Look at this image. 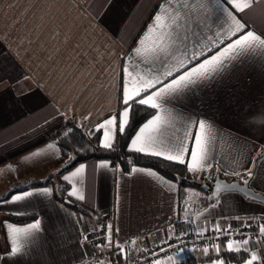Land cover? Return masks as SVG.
I'll return each mask as SVG.
<instances>
[{
  "label": "crops",
  "instance_id": "crops-1",
  "mask_svg": "<svg viewBox=\"0 0 264 264\" xmlns=\"http://www.w3.org/2000/svg\"><path fill=\"white\" fill-rule=\"evenodd\" d=\"M112 2L113 7L105 14L94 15L103 12L104 0H0V75L26 78L21 79L18 90L37 93L47 101L48 108L41 116L51 113L57 116L53 130L40 140L13 146L9 139L6 145H0L6 148V153L0 155V198L15 189H39L42 186L36 185L49 181L56 172L58 153L55 148L48 149L47 142L61 131L65 120L72 118L84 124L89 135L98 123L117 114L122 108V102L118 101L121 63L128 61L132 48L142 47L138 36L147 30L155 14H159L161 23L172 31V40L180 49L197 43L207 44L208 37L214 35L226 19L215 0ZM237 2L244 7L250 0ZM159 4H165L167 10H159ZM232 10L238 18L256 19L257 30L264 31V24L259 19L264 16V0H255L252 9L245 8L248 16ZM150 45L151 40L146 41L145 46ZM134 63L130 61L128 66L133 68ZM147 67L141 65L139 70H134L133 77L146 75ZM231 71L230 80L205 93L203 106L196 98L191 108L197 115L214 118L221 125L228 126L218 134L215 128L206 124L202 133L209 155L215 156V162L228 171L247 163L253 145L259 148L264 144V49L257 46L246 54L243 64H237ZM6 88V83L0 85V91ZM17 115L11 106H7L0 109V122L14 121ZM161 116L163 127L159 139H182L192 127L185 123L186 117L178 109L162 112ZM228 128L236 131L228 134ZM109 130L106 127L97 131L100 132V139H103V132ZM14 131V128L8 129V133ZM236 132L240 133V139L248 141L247 150L238 148L233 142ZM43 141L46 142L39 145ZM33 151H40L42 155L25 162L24 157L30 156ZM36 160L42 163L37 166ZM101 161L85 163L86 174L95 175L92 166ZM76 167L64 175H70ZM15 168L19 171H13ZM203 173L209 174L208 170ZM199 174H195L196 181ZM211 174L222 179L229 178L215 169ZM113 175L121 185L119 189L113 183ZM60 179L63 180L62 176ZM82 179L72 178L78 193L86 196V201L77 202L90 210L88 215H83L84 220L80 224L75 223L70 215L62 213L54 202L44 198H29V202L0 208V221L6 216L24 219L27 221L24 224L11 222L14 227L23 229L38 218L45 229L34 239L18 241L20 252L13 257L9 255L11 241L6 238L4 226L0 224L2 264H108L109 259L117 264H146L153 258L144 249L157 251V244L163 246L164 229L170 223H174L170 234L183 233L184 243L181 247L168 250L167 255L164 252L158 258L160 264H211L210 258L224 251L239 250L248 254L243 264L264 260V236L259 232V228L264 226V204L261 202L244 205L239 209V219H236V208L224 204L213 206L220 196L214 198L203 189H199L203 195L195 193L199 190L194 187L190 188L194 191L179 190L175 182L159 173L152 177L143 173L125 174L121 179L120 171L113 173L109 170L106 179L99 183L93 180L87 186L80 182ZM54 184L47 186L54 189ZM68 187L70 190L72 186ZM252 190L264 197V192L258 188ZM118 191L122 193V213L114 206ZM54 201L57 200L54 198ZM97 204L106 215H98ZM9 208H23L27 214L12 215L6 211ZM66 210L80 214L68 206ZM230 216L233 218H225ZM105 220L121 228L119 239L125 241V255L119 260L117 256L120 254L113 253L111 249L107 250L109 254L103 255L102 260H98L101 251L81 239L83 232L91 233L93 227H99ZM216 223L223 226L232 224L237 228L242 223L251 224V227L244 228L248 243L231 239L235 234L217 238L213 231ZM199 232H203L204 237L198 236ZM133 240L136 242L133 243ZM229 241L233 242L231 251L227 247ZM216 244L222 245L219 253ZM204 246L209 248L207 255ZM140 253L144 257L142 263ZM253 255L256 257L254 261ZM168 256L174 259H168Z\"/></svg>",
  "mask_w": 264,
  "mask_h": 264
},
{
  "label": "snow or ice",
  "instance_id": "snow-or-ice-1",
  "mask_svg": "<svg viewBox=\"0 0 264 264\" xmlns=\"http://www.w3.org/2000/svg\"><path fill=\"white\" fill-rule=\"evenodd\" d=\"M215 4L220 6V11L226 18L224 25L214 35L208 37L209 42L207 44L201 45L197 43L184 49H180L175 44V41L172 40L173 33L161 23V16L159 14L154 15L152 22L147 26V30L138 36V43L142 47L132 48L128 55V61H122L121 63L118 101L122 102V108L118 110L116 115L102 123H98L95 126V130L90 131L89 135L94 136L95 132L102 131L106 127L110 130L103 132V139H98V147H93L88 141H82L77 144L75 149L68 153V161L63 167L66 168L79 155H86L89 149L93 152L99 149L114 150L118 144L116 137L127 134L128 128L131 127L132 116L136 111V106L142 105L155 110V113L131 138L130 144L127 146V150L130 153L142 154L164 165H183L188 173H201L200 179L204 180L213 178L211 175L213 169L223 173L225 177L238 178L243 186L236 182H222L219 177H216L212 193L214 196L221 197L214 202L213 206L224 204L236 208L238 210L235 214L236 219H239V209L243 208L244 205L255 201H260L261 204H264L260 195L252 190L256 187L260 192H264V163H261L264 161V144L259 145V148L253 145L252 151L248 153L247 163L228 171L215 162V156L209 155L205 137L202 135L206 124L215 128L218 134L228 126L221 125L214 118L200 116L191 111L196 98H199L200 104L203 106L205 93L208 90L222 86L225 80L231 79V70L237 64L244 63L247 53L254 51L257 46L264 49V31L257 30L256 19L245 20L243 17L238 18L232 10L234 9L236 13H244L245 16H248L249 12H246L245 8L252 9L255 5V0H250V3L244 7H241L237 0H223V3L222 0H215ZM102 7L103 12L94 15H103L109 11L113 7L112 0H104ZM158 9L167 10L165 4H159ZM259 19L260 23L264 24V16ZM149 40H151V45L145 46L146 41ZM133 43L135 44L136 41H133ZM136 58L140 59L137 60ZM130 61H135L133 68L128 66ZM141 65L148 66L146 75L133 77L134 70H139ZM21 79L26 78L0 75V85L7 84V88L0 91V109L11 106L18 113L14 121H9L6 124L0 122V145H6L9 139H11L13 146L22 145L25 142L38 141L42 136L50 134L53 130L52 125L57 119L55 113L41 116V113L48 108L47 101L37 93L26 92L22 89L18 90L17 86L20 85ZM177 109L186 117L185 123L190 124L192 126L191 129L185 133L182 139H168L167 141L159 139L163 127L161 113ZM22 121L27 123H22ZM17 125H19L18 128ZM9 128H14L16 131L8 133ZM71 131V129L66 131L62 139L70 138ZM234 131L236 130L228 128V134ZM4 133H8V135H4ZM232 140L238 148L247 150L248 141L240 139L239 132H236V136L232 137ZM47 148H55L58 153L57 158L65 154L61 141L50 140L47 142ZM5 153L6 148L0 147V155ZM41 155L40 151H33L30 156L24 157V161L33 160L34 157H40ZM35 163L39 166L42 161L36 160ZM129 165V170L125 172L121 170L119 165H113L110 161H101L92 166V173H95V175L86 174L85 163H81L70 175H64L62 170L58 169L57 172L60 175L53 173L49 180L62 176L66 185H71L72 187L70 190L67 187L55 190L67 191L69 199L54 201V189L44 185L39 189L32 188L13 194L9 199L0 198V208L8 204L29 202V198H44L50 203L54 202L62 213L70 215L75 223L80 224L84 220L83 214L66 210V205L68 204H72L75 201H86V196L78 193L72 178L83 177L80 182L87 186L93 180L99 183L106 179L109 170H112L113 173L120 171L121 179H123L125 174L131 176L143 173L149 177L157 176L156 169L145 170L139 168L132 162L131 157H129ZM205 170L209 172L207 177L202 175ZM13 171L18 172L19 169L15 168ZM113 183L118 189L121 187L114 175ZM175 183L179 188V179ZM177 195H179V191ZM121 197L122 193L118 191L114 206L118 212L122 213L123 202ZM96 210H98L99 216L106 215L99 209L98 204ZM6 211L12 215L27 214L23 208H9ZM225 218L232 219L233 217ZM0 224L4 226L6 238L11 241L9 255L13 257L20 252L18 241L21 239H34L37 234L45 231L42 220L38 218L29 224L27 228L23 229L14 227L7 220L0 221ZM245 227H251V224L244 225L242 223L237 228L232 224L223 226L216 223L213 231L217 234V238L229 234L243 236ZM172 228H174V223L168 224L166 229H164L163 246L157 244L158 251L154 252L152 249H144L149 256L158 257L160 251L165 252L167 255L168 250L174 247H181L184 243V234H170L169 230ZM157 231H160V229H157ZM92 232L98 237V240L93 242L94 248L101 251V256L97 258L98 260H102L103 255L109 254L108 249H111L113 253L120 254L117 256L118 260L125 255V241H120L119 239L121 232L119 226H115L110 221H102L99 227L92 228ZM259 232L264 236V226L259 228ZM148 234L151 235L150 232ZM197 234L204 237L203 232ZM81 239L87 242L90 237L87 232H83ZM132 242L135 243L136 241L133 240ZM238 242L247 244L248 240L243 239ZM232 243V241H229L227 244L230 251L232 250ZM215 247L219 253L222 245L216 244ZM203 250L205 255H207L209 248L204 246ZM179 254V252L176 253L177 256ZM168 259H174V257L168 256ZM255 259L256 257L253 255L252 260L254 261ZM108 264H111V259H109ZM146 264H160V260L158 258L152 259L147 261ZM211 264H220V261L218 258H213ZM249 264H252V261H249Z\"/></svg>",
  "mask_w": 264,
  "mask_h": 264
},
{
  "label": "trees",
  "instance_id": "trees-1",
  "mask_svg": "<svg viewBox=\"0 0 264 264\" xmlns=\"http://www.w3.org/2000/svg\"><path fill=\"white\" fill-rule=\"evenodd\" d=\"M155 113L153 109H150L148 107L137 105L136 111L132 116L131 121V127L128 128L127 134L123 136H117L116 139L118 140V144L114 150H104L99 149L95 152H93L91 149L87 152L86 155H79L76 160H74L71 164H68V166L65 168L63 167L67 161H68V153L72 152L75 149V146L82 141H88L93 145V147H98V139H100V132L95 133L94 136H89L86 132V128L84 124L79 123L75 119H67L63 123L62 129L60 132L53 135L49 140H57L61 141L62 147L65 149V154L62 156H59V158L56 157L55 164H56V172L57 175H60V173L57 172L58 169L62 170V173L65 174L66 172L70 171L74 167L80 165L81 163H89L94 161H110L113 165H119L121 170L127 172L129 170V157H131L132 162L137 167H146L151 169H156L157 173H159L162 177L176 182L177 179H179V190L180 188L186 187L188 189L190 188H196V189H203L205 191L207 185L204 183V179H200L201 174L197 176V179L200 180L196 181L195 174L188 173L187 169L183 165L179 164H170V165H164L160 164L159 161L150 159L148 157L143 156L142 154H134L130 153L127 150V146L129 145L131 138L134 136L135 132L138 130L141 124L146 122L148 119L152 117V115ZM71 129V136L68 139H62L63 134ZM46 141H43L40 144H43ZM58 155V154H57ZM202 175L205 176V173H202ZM61 178V176H60ZM60 178H54V180L46 181L44 184L41 183L36 186H43V185H49L51 183L54 184V198L58 201L61 199H69L67 195V191H56L57 188H69L66 183L63 182ZM24 189H17L10 191L6 193L2 198L7 199L9 196H11L14 193L21 192ZM74 206L72 207L73 210L78 211L80 214L88 215L90 210H88L87 207H85L83 204L75 201ZM1 220H7L16 224H24L27 221H24V219L17 218V217H10L6 216L3 217ZM6 251V250H5ZM218 258L222 261L223 264H243L248 259V254L244 251H236V252H222L218 256L212 257ZM96 264V263H95ZM117 264V263H114ZM186 264V263H184ZM254 264H264V260H261Z\"/></svg>",
  "mask_w": 264,
  "mask_h": 264
},
{
  "label": "built area",
  "instance_id": "built-area-1",
  "mask_svg": "<svg viewBox=\"0 0 264 264\" xmlns=\"http://www.w3.org/2000/svg\"><path fill=\"white\" fill-rule=\"evenodd\" d=\"M209 175V174H208ZM207 175V176H208ZM212 175V179H209L210 180V182L213 184V182H214V179L218 176V175H213V174H211ZM227 181H235V182H237V183H242L238 178H235V177H229L228 179H227ZM106 221V220H105ZM88 235H89V237H90V239L88 240V242H89V244L92 246V247H94L93 246V242L94 241H97L98 240V237L93 233V232H91V233H88ZM247 238V234L246 233H244L243 234V236H240V235H237V234H235V235H232L231 236V239H233V240H235V241H242L243 239H246ZM158 251V250H157ZM154 252H155V250H154ZM164 252L163 251H160L159 252V256L158 257H156V256H149L150 258H153V259H156V258H159V257H161L162 256V254H163ZM140 255V257H141V259H140V263H142V261H143V259H144V257H143V253H140L139 254ZM99 264V263H98ZM111 264H114V262L112 261V263Z\"/></svg>",
  "mask_w": 264,
  "mask_h": 264
},
{
  "label": "water",
  "instance_id": "water-1",
  "mask_svg": "<svg viewBox=\"0 0 264 264\" xmlns=\"http://www.w3.org/2000/svg\"><path fill=\"white\" fill-rule=\"evenodd\" d=\"M217 177H219V179L222 181V182H227V183H233V182H235V181H227V179H222L220 176H217ZM237 183V182H236ZM241 186H243L242 185V183H241ZM213 189H214V182H213V184H212V187H211V189H209V192L211 193V195H212V197H214V198H216L217 196H214L212 193H213ZM259 195V194H258ZM260 197H261V200L262 201H264V197L263 196H261L260 195ZM64 200H67V199H64ZM258 202H260V201H258ZM66 206H68V207H73L74 206V204L72 203V204H68V205H66Z\"/></svg>",
  "mask_w": 264,
  "mask_h": 264
},
{
  "label": "flooded vegetation",
  "instance_id": "flooded-vegetation-1",
  "mask_svg": "<svg viewBox=\"0 0 264 264\" xmlns=\"http://www.w3.org/2000/svg\"><path fill=\"white\" fill-rule=\"evenodd\" d=\"M224 179H226V178H224ZM204 183L207 185V187H206L207 191L206 192H208L209 189H211V187H212V183L210 182L209 179L205 180Z\"/></svg>",
  "mask_w": 264,
  "mask_h": 264
},
{
  "label": "rangeland",
  "instance_id": "rangeland-1",
  "mask_svg": "<svg viewBox=\"0 0 264 264\" xmlns=\"http://www.w3.org/2000/svg\"><path fill=\"white\" fill-rule=\"evenodd\" d=\"M205 177H207V175H205ZM198 180H200L199 178H198ZM199 182V181H198ZM12 186H16V184H13ZM61 189V188H60ZM16 190V189H15ZM183 190L185 191V190H188V188H186V187H184L183 188ZM190 190H195V189H190ZM59 192H61V191H59ZM195 193H198V194H201V195H203V192L201 191V190H199V192H195ZM125 247V246H124Z\"/></svg>",
  "mask_w": 264,
  "mask_h": 264
}]
</instances>
